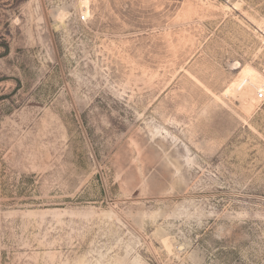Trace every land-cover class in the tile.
<instances>
[{"label": "rangeland", "instance_id": "374dc122", "mask_svg": "<svg viewBox=\"0 0 264 264\" xmlns=\"http://www.w3.org/2000/svg\"><path fill=\"white\" fill-rule=\"evenodd\" d=\"M263 91L264 0H0V264H264Z\"/></svg>", "mask_w": 264, "mask_h": 264}, {"label": "bare ground", "instance_id": "6f19581e", "mask_svg": "<svg viewBox=\"0 0 264 264\" xmlns=\"http://www.w3.org/2000/svg\"><path fill=\"white\" fill-rule=\"evenodd\" d=\"M84 6L87 8L88 5L85 3ZM85 14H88V9L85 10ZM255 79H256V73L253 70H245L243 77L235 86L236 91L242 90L245 86H247L249 83H252Z\"/></svg>", "mask_w": 264, "mask_h": 264}, {"label": "built area", "instance_id": "2783aa9c", "mask_svg": "<svg viewBox=\"0 0 264 264\" xmlns=\"http://www.w3.org/2000/svg\"><path fill=\"white\" fill-rule=\"evenodd\" d=\"M85 17H82V20L85 21ZM257 98L260 100H264V92H259V94H257Z\"/></svg>", "mask_w": 264, "mask_h": 264}]
</instances>
